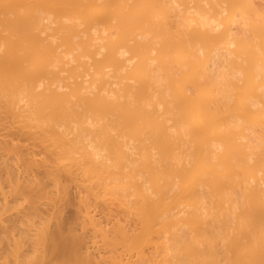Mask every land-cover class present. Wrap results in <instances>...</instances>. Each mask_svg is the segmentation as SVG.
<instances>
[{"label":"bare ground","instance_id":"1","mask_svg":"<svg viewBox=\"0 0 264 264\" xmlns=\"http://www.w3.org/2000/svg\"><path fill=\"white\" fill-rule=\"evenodd\" d=\"M176 1L0 0V264H264V12Z\"/></svg>","mask_w":264,"mask_h":264},{"label":"rangeland","instance_id":"2","mask_svg":"<svg viewBox=\"0 0 264 264\" xmlns=\"http://www.w3.org/2000/svg\"><path fill=\"white\" fill-rule=\"evenodd\" d=\"M167 1L169 2L170 0H167ZM177 1H178V0H177ZM177 1H176V2H177ZM180 1H181V0H179V3L182 4ZM253 1H254L253 3H255V6L258 5V10L260 9V10H262V11L264 12V6H263L264 4H260V2L262 3L264 0H260V2H258L259 0H253ZM176 2H175V3H176ZM251 2H252V1H251ZM173 3H174V2H173ZM173 3H172V4H173ZM218 3H219V2H218ZM221 3L224 4V2H221ZM225 3H227V2H225ZM263 3H264V2H263ZM166 4H167V3H166ZM168 4H169V3H168ZM190 4L192 5V7H194V4H193V3H190ZM209 4H211V3H209ZM209 4H207V5H209ZM173 5L175 6V4H173ZM178 5H179V4H178ZM183 5H184V4H183ZM207 5H205V7L208 8ZM259 5L261 6V8H260ZM179 6H180V5H179ZM185 6H186V5H184L183 7H185ZM211 6H212V5H211ZM211 6H210V7H211ZM218 6H219V5H218ZM220 6H221V5H220ZM168 7H170V5H169ZM171 7H172V5H171ZM176 7L178 8V10H177L178 12H179V9H183L181 6H180V7L176 6ZM176 7H175V8L173 7L174 9H172L174 12H177V11L175 10ZM188 7H189V6H188ZM188 7L186 6L187 9H188ZM223 7L225 8L226 6L223 5ZM229 7H230V6H228V8H229ZM253 7H254V6H253ZM262 7H263V8H262ZM207 8H206V10H202V11H199V12H203V13H206V12H207V13H209V11H212V10H213V9H210V8H209L210 10L207 11ZM219 8H220V7H219ZM256 8H257V7H256ZM184 9H185V8H184ZM221 9H222V8H221ZM225 9H226V8H225ZM241 9H242L241 7H236V8H235V11H231L230 8H229L228 11L226 10L225 12H226V14H229V16H230V13L234 15V14H236L235 12H236L237 10H240V11H241ZM185 10H186V9H185ZM214 10H215V12L217 13L216 10H218V9H217V8H214ZM219 10H220V9H219ZM222 10H224V9H222ZM258 10L256 9V11H258ZM260 10H259V13L261 12ZM180 11H181V10H180ZM182 11H183V10H182ZM182 11H181V12H182ZM246 11H247L248 14H250V12H249L248 10H246ZM246 11H245V12H246ZM178 12L176 13L177 16H178ZM221 12H222V11H221ZM225 12H224V13H225ZM228 12H230V13H228ZM232 12H233V13H232ZM237 12H238V11H237ZM46 13L48 14V13H51V12L46 11ZM186 13H187V12H186ZM207 13H206L205 16H206L207 18L210 19L209 15L211 14V12H210L209 14H207ZM218 13H219V11H218ZM218 13H217L216 15H218ZM224 13H222L223 18H222V16H221V18H220V15L217 16L218 18H220V20H222V21H220V20H217V21H216L217 24H220V25H221V26H220V27H221V28H220V31L223 30V29L225 28V26H227V25H225V23H226L225 21H228V20H229V19H227V18H229V17H227L226 14H225V15H226L227 18L225 17V15H223ZM242 13H244V12H242ZM242 13H241V14H242ZM261 13H262V12H261ZM181 14H182V13H181ZM189 14H191V13H189ZM189 14H187V15H188V16L194 15V16H191V17L193 18V20L196 19V22L194 21L195 24L200 23V22L197 20V18H198V17H199V18L201 17V19H202V16L204 15V14H202V16H201L199 13H192L191 15H189ZM214 14H215V13H213V17L216 16V15H214ZM239 14H240V13L238 12V15H239ZM253 14H254V13H253ZM253 14L251 13V15H253ZM257 14H258V13H257ZM262 14H263V13H262ZM45 15H46V14H45ZM174 15H175V14H174ZM179 15H180V13H179ZM185 15H186V14H185ZM185 15H182V17L184 16V17L186 18L187 16H185ZM243 15H244V14H243ZM251 15L248 16V17H250L249 21H251ZM263 15H264V14H263ZM263 15H262V16H263ZM211 16H212V15H211ZM253 16H255V14H254ZM253 16H252V19H256V18H257V17H256V18H255V17L253 18ZM258 16H259V15H258ZM262 16L260 15V17H262ZM172 17H173V16H172ZM174 17H176V15H175ZM179 17H180V16H179ZM182 17H180V18L182 19ZM184 17H183V18H184ZM224 17H225L227 20H226ZM230 17H232V15H231ZM245 17H246V16H245ZM248 17H247V18H248ZM51 18L54 19V18H55V15H51ZM180 18H177V17H176V19H178V20H179ZM189 18H190V17H189ZM218 18H217V19H218ZM258 18H259V17H258ZM262 18H264V17H262ZM262 18H259V19H262ZM172 19H173V18H172ZM176 19L174 18V20H176ZM186 19H187V18H186ZM212 19H216V18H212ZM223 19H224V23H223ZM259 19H258V20H259ZM174 20H173V21H174ZM193 20L191 19V21H186V22H187V24H189V22H190V24H191V22H193ZM258 20H256V21H258ZM176 21H177V20H176ZM182 21H183V19H182ZM182 21L179 20V23H177V22H176V23L179 24V25H181V22H182ZM200 21H201V20H200ZM261 21H264V20H260V21H259L260 24H262ZM95 22L98 23L99 21L97 22V20H96ZM100 22H101V21H100ZM194 22H193V24H194ZM244 23H245V22H244ZM244 23H242V26L240 25V28H241V30H242V33H240V34H241V37L239 36L240 34H236V35H237V39H239V38H241V39H245V40H247V41H249V42L251 43L252 38H251V40H249V39H250L251 36H254L255 34H254V35H250V33H254V32H249V28H248L249 23L247 24L248 26L246 25L247 27H245V24H244ZM105 24H106V23H105ZM105 24H103V25H105ZM182 24H183V23H182ZM243 24H244V25H243ZM95 25H96V24H94V27H95ZM98 25H99V27L102 26V24L100 25V23L97 24V26H98ZM179 25H176V27L181 28V27H179ZM184 25H186V23H185ZM97 26H96V27H97ZM243 26H244V27H243ZM183 27H184V26H183ZM188 27H189V26H188ZM229 27H230V26H229ZM249 27H250V26H249ZM237 28H238V27H237ZM240 28H238V29H240ZM245 28H246V29L248 28V31H243ZM100 29H101V28H99V30H100ZM106 29H108V28H106ZM106 29H105V30H106ZM185 29H186V28H185ZM231 29H233V27H230V28H229L230 31H231ZM234 29H235V28H234ZM234 29H233V30H234ZM246 29H245V30H246ZM250 29H251V28H250ZM101 30H102V29H101ZM180 30H181V31H184L183 28H181ZM241 30H240V31H241ZM185 31H187V30H185ZM238 31H239V30H238ZM50 32L54 35L56 42H57V41L59 42V43H58V44H59V47L62 48V46H66L61 40H59V38H57V36L53 33V32H54L53 30L50 31ZM101 32H102V31H101ZM139 32H140V31H139ZM246 32L249 33L250 37H249V35L246 34ZM105 33H106V34L103 33V35H107V30H106ZM141 33H142V32H141ZM233 33H235V32H230V34H233ZM243 33H244V34H243ZM137 34H139V33H137ZM184 34H186V33H184ZM142 35H143V34H142ZM142 35H141V36H142ZM144 35L147 36V37L144 38V39H145V40H146V39L149 40L148 42H151V44H152V46H153V48H154V50H153L152 53H151V56H152L151 58H152V59H155L154 62H155L156 64H153V67H154V68H152V67H151V68L154 69V70H158V73H159V76H160V77H159V82H158L156 85L158 86V90H159V91L161 90V92H162V90H163V92H165L164 89L166 90V88L168 87V86H166V85L164 86V82L166 83V81H165L166 79H165V78H166V76H167V75H166V74H167V73H166V69H167V71L170 70V72H173V71H175V70L177 69V68H176L177 65L175 64L176 67L173 65L174 62L172 61V57H171V63L173 62L171 65H173L174 68H171V66L168 67V66L170 65V63H169V65H168V63L166 64V61H167V60L169 61L170 58L168 59L167 57H170V56L161 55L160 57H159V56L156 57V56H155V53H158V49H159V47H161L160 42L158 41V43H159V44H158V43H157V39H155V38L153 37V35H149V34H144ZM148 35H149V36H148ZM100 36H101V33H100ZM138 36H139V35H138ZM141 36H140V37H141ZM150 36H151V37H150ZM233 36H235V35H233ZM140 37H139V38H140ZM141 38H142V37H141ZM234 38H235V37H234ZM256 38H257V37H256ZM262 38H263V37H262ZM262 38H259V37H258V41H259V43L261 44V47L264 45V42H263V39H262ZM57 39H58V40H57ZM152 39H153V41H152ZM227 39L229 40V38H227ZM235 39H236V38H235ZM147 40H146V41H147ZM150 40H151V41H150ZM103 41H105V40H103ZM230 41H232V40L230 39ZM227 42H228V41H227ZM252 42H253V41H252ZM101 43H102V41H101ZM155 43H157V44H156L157 46H155ZM228 43H229V42H228ZM228 43H227L226 45H228ZM255 44H256V45L258 44V43H257V39H256V43H255ZM255 44L253 43V45H255ZM203 45H204V44H203ZM222 45H223V43H222ZM224 45H225V43H224ZM198 46H200V45L198 44ZM217 46H218V45H217ZM219 46H221V45H219ZM229 46H230V45H229ZM229 46H228V48H229ZM231 46H232V45H231ZM231 46H230V49H232ZM233 46H236V44L233 45ZM200 47H201V46H200ZM202 47H203V46H202ZM207 47H208V46H207ZM207 47H205V48H207ZM213 47H214V46H213ZM215 47H216V46H215ZM223 47H226V46H223ZM223 47H222L221 49H222V50H226L225 48L223 49ZM259 47H260V46H259ZM261 47H260V48H261ZM66 48H68V46H67ZM126 48H127V47H122V49H126ZM226 48H227V47H226ZM256 48H258V45H257ZM59 49H60V48H59ZM127 49H128V48H127ZM196 49H197V48H196ZM201 49H202V48H201ZM211 49H212V48L210 47V50H211ZM230 49H229V50H230ZM234 49H235V48H234ZM199 50H200V48H199ZM203 50H204V49H203ZM232 50H233V49H232ZM63 51H67V49L60 50V52H61L63 55H66L65 52H63ZM204 51H206V49H205ZM207 51H208V50H207ZM230 51H231V50H230ZM233 51H234V50H233ZM259 51H260V50H259ZM68 52H71V51L68 50V51H67V54H68ZM75 52H78V51L76 50V51L71 52V54H72L71 56H73V54H75ZM201 52H202V50H201ZM201 52H200V53H201ZM224 52H225V51H224ZM130 53H131V52H130ZM200 53H199V54H200ZM202 53H203V52H202ZM204 53H205V52H204ZM204 53H203V55H204V57H205L206 54H204ZM225 53H226V52H225ZM153 54H154V56H155L158 60H156V58H153ZM234 54H235V53H234ZM157 55H158V54H157ZM200 55H201V54H200ZM235 55H236V54H235ZM69 56H70V54H69ZM130 56L132 57V53L128 55V57H130ZM231 56H232V55H231ZM237 56H238V55H237ZM136 57H138V59L140 58V56H136ZM158 57H159V58H158ZM200 57H202V56H200ZM234 57L236 58V56H234ZM164 58H165V60H164ZM159 59H160V60H159ZM166 59H167V60H166ZM228 59H229V57H227L226 61H227ZM230 59H231V57H230ZM237 59H238V58H237ZM237 59H236V60H237ZM240 59H241V57H240ZM134 60L136 61L135 58H134ZM139 60H140V59H139ZM236 60H233V61H236ZM241 60H242V59H241ZM241 60H240V61H241ZM246 60H247V59H246ZM151 61H152V60H151ZM226 61L223 62V63H225V64L223 65V68H224V71L227 73L229 79L232 78V76H231L232 73H233V75H234L237 71H239V73H240V75H239L240 78H239V79H240V80H242V79L245 80V78H244L245 76H243V75H244L243 71H240V69H239V68H242V67H241L242 65H241V66L239 65L240 67H239L238 69H236L237 67H235V65H234V67L232 66V64H234V62L232 63V62L229 60V61L226 63ZM261 61H262V60H261ZM154 62H152V63H154ZM161 62H164V64L161 65ZM230 62H231L232 64H230ZM237 62H238V61H237ZM241 62H242V61H241ZM243 62H244V61H243ZM223 63H222V64H223ZM262 63H264V61H262ZM227 64H228V66H226ZM244 64H245V63H244ZM165 65H168V66H165ZM164 66H165V67H168V68H165V69H164ZM229 66H230V67H229ZM237 66H238V65H237ZM231 67H232V68H231ZM230 68H231V69H230ZM173 69H174V70H173ZM229 70H231L232 72L229 71ZM64 73L66 74V73H68V72H64ZM65 74H62V73H61V74H60V77H62V76H63V77H66L67 75H69V73H68V74H66V76H64ZM242 74H243V75H242ZM261 75L263 76V79H264V70H263V73H262ZM261 75H260V76H261ZM233 78H234V77H233ZM233 78H232L231 80H233ZM92 79H95V77L92 78ZM167 79H168V78H167ZM235 80H237V79H235ZM235 80H234V81H235ZM69 81H70V80H69ZM72 81H73V79H72ZM95 81H96V83H95L94 81L91 80V82H92L93 84L95 83L94 86L97 87V86L100 84V81H99V80H96V79H95ZM201 81H202V80H201ZM237 81H238V80H237ZM45 82L48 83L49 80H45ZM241 82H242V81H241ZM241 82H239L238 84H240ZM244 83H246V81H244ZM166 84H168V82H167ZM91 85H92V84H91ZM162 85L164 86V89L162 88ZM244 86H245L244 84H243V86H241V87H243L242 90H243V89H245V90L247 89V88H245L246 86H245V87H244ZM165 87H166V88H165ZM241 87L239 86V89H238V90H233V89L231 88V86H227V87H226V88H227L226 91H227L228 94H230V95L232 94L231 92H233V93L235 92V95H232V96H233L232 99L235 100V97L237 96V94H240V92L242 91V90L240 91ZM245 90H244V91H245ZM167 91L169 92L170 89L167 90ZM194 92L196 93V91H194ZM242 92H243V91H242ZM245 92H246V91H245ZM170 93H171V92H169V93L166 94V92H165V94L169 97V98H166V97H165V98H166L165 100L168 101V103L172 105V108H174V105H175V104L173 103V99H171V95H169ZM243 93H244V92H243ZM165 94H163V95H165ZM166 95H165V96H166ZM229 97H230V96H229ZM229 99H230V98H229ZM229 99H228V101H229ZM230 102H231V101H230ZM261 104H262V106H263L264 103H261ZM261 104H260V105H261ZM260 105H259V106H260ZM260 107H261V106H260ZM263 108H264V107H263ZM260 110H261V108H260ZM263 111H264V110H263ZM242 122H243V121H242ZM248 122H249V121H248ZM243 123H244V122H243ZM171 124H173V123L171 122ZM238 124H239L240 126L242 125L241 127H243V129L246 130V131H244V134L246 135V134H247L246 132L248 131V130L246 129V127L248 126V124H247V123L242 124V123H239V122H238ZM260 124H262V126L264 125V123H260V122H259L257 126H258V127L261 126ZM249 125H250V124H249ZM252 125H253V126H256V124H255V125L252 124ZM252 125H251V127H249L250 130L248 131V134H247V135H249V139H251V141H252V142L250 143V145H251V147H253V149H254L255 151H257V149H258V150L261 149V151H260V150L258 151L259 154H260V152L264 153V152H263L264 149H262V147L264 148V145H262V143L264 144V142H262V140H264V139H263V138H264V137H263L264 133H262L261 130H259V129H255V127L252 128ZM262 126H261V127H262ZM261 127H259V128L264 130V126H263V128H261ZM257 131H258V133H257ZM259 131H260V133H259ZM257 136H258L259 138H258L257 140H255V139L257 138ZM260 137H262L261 140H260ZM20 139H21V137H19V140H20ZM254 140H255L257 143H261L260 145H261L262 147H260V145H258V144H255V143H254V142H255ZM258 140H259V141H258ZM260 141H261V142H260ZM29 145H30V144H29ZM255 145H258V146H255ZM36 149L39 150V149H41V148L38 147V148H36ZM250 151H252V150H250ZM253 152H254V151H253ZM254 155H255V154H254ZM256 155H257V154H256ZM262 155H264V154H262ZM257 156H258V155H257ZM260 157H261V156H260ZM263 157H264V156H263ZM263 157H262V158H263ZM258 171H259V172H257V173L262 172V171H260V170H258ZM258 176H259V177H264V173H263L262 176H261V174H260V175L258 174ZM239 195H240V194H239ZM236 197H237V196H236ZM237 198H240V196H238ZM239 200H240V199H239ZM102 221H103V220H102ZM131 225H132V223H131ZM147 264H151V263H147Z\"/></svg>","mask_w":264,"mask_h":264}]
</instances>
